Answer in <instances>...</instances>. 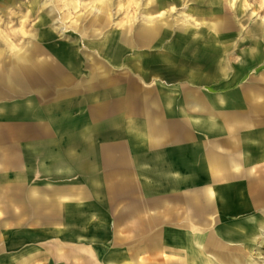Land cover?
<instances>
[{"label": "crops", "instance_id": "obj_1", "mask_svg": "<svg viewBox=\"0 0 264 264\" xmlns=\"http://www.w3.org/2000/svg\"><path fill=\"white\" fill-rule=\"evenodd\" d=\"M136 50L126 62L148 54ZM91 51L82 54L89 57L84 63L95 55ZM108 66L115 69L109 71L115 77L140 64ZM80 69L86 71L82 63ZM160 78L176 88L170 76ZM205 86L197 90L199 95L216 94L204 91ZM197 99L214 110L217 131H202L199 122L205 115L191 109L184 98H156L151 113L157 119L151 121L142 114L140 98H46L39 93L0 98V264L173 262L179 258L176 252L141 249L155 232L173 228L204 235V243L210 233L230 228L235 236L223 244L236 263L264 264L263 236L249 240L264 227V173H253L247 166L251 155L264 161V127L263 142L254 143L255 125L251 130L234 125L244 116L259 117L249 98H222L221 108V98ZM232 99L233 110L228 106ZM144 131L148 140L135 136ZM256 150H261L258 156ZM109 154L123 158L110 161ZM207 157L235 164L213 183L216 200L209 209L190 195L205 182L203 174L194 184L170 190L169 179L178 174L164 177L155 169L193 170ZM176 195L188 206L178 207L179 218L173 222L169 210ZM184 211L190 216L187 226L181 225ZM158 237L167 242L169 234ZM250 248L251 256H244ZM187 249L194 251V246L188 243Z\"/></svg>", "mask_w": 264, "mask_h": 264}, {"label": "bare ground", "instance_id": "obj_2", "mask_svg": "<svg viewBox=\"0 0 264 264\" xmlns=\"http://www.w3.org/2000/svg\"><path fill=\"white\" fill-rule=\"evenodd\" d=\"M93 1L100 4L90 5L84 14L77 15L69 30L64 27L65 22H63L69 13L63 14L58 5L53 4V0H27L24 4L16 3L13 10L26 9L27 12L24 13L26 16L42 10V13L37 15L38 21L35 23L39 31L29 33L27 42L20 45L18 42L24 35L25 25H22L21 33H15L11 28H6L0 33V98H21L23 95L27 97L32 93H39L40 97L46 98H82V96L83 98H140L142 114L148 121L157 119L156 115L151 113V109L157 104L156 98H184L191 109L202 116L205 115L206 118L199 122V128L205 132L217 131L219 126L215 122L214 110L208 108V103L197 98H221L217 103L220 108L225 106L222 98H249L253 105V112L256 115L264 114V0L260 2L258 0L257 2H253L254 0L232 1L230 2V7H233L231 18H223L220 21L212 17L200 20L187 19L186 15H183V19L178 20L180 24L176 26L177 34L174 43H168L166 46L163 44L165 41L169 42L170 26L163 18L162 12L168 1L177 2L178 0H145V4L143 0H127L129 5L134 4L137 7V15L122 23L110 35H105V29L108 24H114V19L120 8L125 7L126 2L121 4L122 0ZM15 2L17 1L0 0V5L5 6L6 10V6ZM223 2L224 0L221 3L218 0L222 6ZM63 6H70V9L77 8L74 0H65ZM255 9L258 12H255ZM5 16L9 20L13 19L11 12L5 11ZM77 22L80 23L76 24ZM48 27L50 32L46 29ZM230 29L233 31L223 42L221 32ZM197 30L199 32L194 34ZM56 32H66L67 37L72 36L73 33L77 34L82 41L73 40L72 45L69 41L62 44L55 40ZM89 37L93 39L86 47L96 53L84 63V60L89 57L80 54L76 47L79 46L78 42L84 45ZM100 38L101 42H93ZM202 42L204 45H201ZM212 42L218 47L213 48ZM162 47L165 50H162ZM136 48L146 49L145 52L148 54L142 58L137 55L126 62L125 57L137 52ZM230 49L232 53L224 55L228 50L231 51ZM7 50L13 52L8 56L5 53ZM219 55L221 58L217 60L215 57ZM206 56L209 57L206 58ZM139 58H141L140 61ZM81 63L83 70L86 68V71L80 69ZM119 63L124 65L138 63L140 67L126 69L115 77H111L109 71L115 69L108 64ZM105 65L109 68L102 69ZM209 65H211V71L207 73V76L218 75L222 79V86L229 87L224 94H212L214 96L212 97L210 94L203 96L197 92L199 88L207 85L210 79L200 75L201 73L197 70ZM84 75L87 77L85 78ZM168 76L177 81L176 88L159 81L160 77ZM133 80L136 83H133ZM259 120V117L255 115L244 116L243 121L237 119L233 123L235 126L240 125L242 128L251 130ZM135 136L148 140L150 135L144 131ZM122 158L123 156L108 155L110 161H118ZM247 159L253 160L254 156H248ZM234 168L235 164L232 161L207 157L199 167L193 170L186 169L184 172H178L174 167L165 166H156L155 169L164 177L171 173L178 174L169 179L170 190H175L177 184H180L181 188L194 184L198 174H203L206 177L205 182L198 184L199 186L193 189L190 195L195 197L193 201L201 200V207L209 209L214 207L213 201L216 200L213 199V183L226 171ZM251 170L249 167V171ZM171 202L174 207L169 212L173 215L174 222L179 218L178 207L188 206V201L176 195ZM167 203V200L162 202V204ZM190 206L192 207V204ZM184 213L185 222L181 225L187 226L190 216L185 211ZM261 229L259 235L250 237L251 242H255L258 236L264 238V227ZM161 233L169 234L167 242L158 237ZM161 233L155 232L141 246V249L150 252L167 250L179 254L177 260L168 263L165 261L161 264H216L215 262L240 264L236 263V256L223 244L225 239L235 236L234 230L230 228L210 233L206 236L205 243L204 235H193L192 232L178 231L175 228ZM179 236L182 238L179 239ZM183 237L184 241H182ZM188 243L194 246V251L187 249ZM252 250L253 248H250L244 256L250 257ZM191 253L193 256H190Z\"/></svg>", "mask_w": 264, "mask_h": 264}, {"label": "rangeland", "instance_id": "obj_3", "mask_svg": "<svg viewBox=\"0 0 264 264\" xmlns=\"http://www.w3.org/2000/svg\"><path fill=\"white\" fill-rule=\"evenodd\" d=\"M17 2H15V4H11L8 7L6 6V10H5V6L0 5V33L4 32L6 28L8 29H12L15 33H21L23 32L22 30V25H25V32L24 35L22 37H20V40L18 42V44H23L24 42L26 43L29 36V33H33L36 30L39 29V27H37L35 25V23L38 21V19L36 18L37 15L42 13V10H37V12H35L34 14L32 13L31 15L29 14L28 16H26L27 10H23V11H17V10H13V8L15 7L16 3H20V4H24L27 0H16ZM75 3L77 4V8L76 9H70V6H63L65 5V0H53V4H57L60 11L64 14L69 13L68 17L65 18L63 20L64 23V27L69 28L71 27V25H73V21L75 20V17L77 15H82L84 14L90 5L93 6H97L98 3L97 1H93V0H74ZM220 3L223 0H219ZM235 1V0H224L223 2V6L221 4L218 3V0H178L177 2H172V1H168L167 6L165 5V9L164 12H162L163 14V18L166 20V22L168 23V26H170L169 28V42H164L163 46H166L168 43H174V39L175 36L177 34V30H176V26L180 24V21L178 20H182L183 19V15H186L185 18L190 19V18H194V19H208L209 17L212 18H216V20H221L223 18H231L232 16V11H233V7H230V2ZM253 1V0H252ZM260 2V0H258ZM125 3V7L124 8H120V11L118 13V15L116 16V18L114 19V24L111 25H107V28L105 29V35H110L114 32L115 29L119 28L121 26L122 23L130 20L131 18L135 17L137 15V7L134 6V4L129 5V3L127 2V0H122L121 4ZM237 2V0H236ZM253 2H257L256 0H254ZM142 3V1L140 2V4ZM146 1L143 0V4H145ZM169 8H171V10H168ZM5 11L11 12L13 15V19L9 20L6 16H5ZM255 12H258L257 9H255ZM23 14V15H22ZM246 19V17L244 18ZM260 19V18H259ZM80 22H77L76 24H79ZM57 24H59L57 22ZM54 25V24H53ZM117 25V26H115ZM50 27L46 28L48 29V31L50 32L51 30L49 29ZM39 31V30H38ZM233 30H225L223 31V33L221 32V36L223 38H221V40L224 42L226 41V37L230 36V32H232ZM199 31L197 30L194 34L198 33ZM226 32V33H225ZM225 37V38H224ZM89 39V40H88ZM93 39V37H89L85 40L84 45L83 43L78 42V45L76 47V50L80 53V54H92L91 49L87 48L86 45H90V41ZM55 40H58V42L65 44L66 42L69 41V44L72 45V42H74L73 40H80V37L77 34H74L70 37H67L66 32L62 33V32H56V38ZM102 39H96L93 40V42H101ZM201 45H204V43L202 42ZM211 46L213 48H217L218 45L214 42L211 43ZM207 50V48H205ZM228 49V48H227ZM231 50V49H230ZM13 51L12 50H7L5 51L6 55H10ZM208 52V50H207ZM212 53V52H211ZM232 50L226 53H224V55L226 54H231ZM209 56H206V58H208ZM217 60H219V58H221V56H216L215 57ZM6 59V58H5ZM215 60V59H214ZM201 61V60H200ZM210 66H206L204 68H201L199 70H197L198 72H200L201 74L207 76V73L210 70ZM209 79L208 84L203 88L204 91L206 92H211V93H216V94H224V92H226L229 87H223L221 82L222 79L219 78L218 75H214V76H207ZM212 87V88H211ZM14 99V98H12ZM19 100V99H17ZM235 102L232 99L231 103H228V106L230 108L235 109L234 106ZM241 108H238V111H240ZM261 118V119H260ZM259 123L255 124L254 127V131L255 133L253 134V139H254V143L257 142H263V140L261 139V129L264 127V114H261V116L259 115ZM261 121V123H260ZM257 132V133H256ZM237 134H240L237 131ZM264 147V146H263ZM247 150V148H246ZM261 152V150H256L257 156L258 154ZM247 166H251L253 167V173L258 174V171H262L264 173V161L262 159H258V158H254L253 161H249L247 163ZM261 198L259 199L258 203L259 205H261ZM254 255L260 254L261 250L259 251H255Z\"/></svg>", "mask_w": 264, "mask_h": 264}]
</instances>
